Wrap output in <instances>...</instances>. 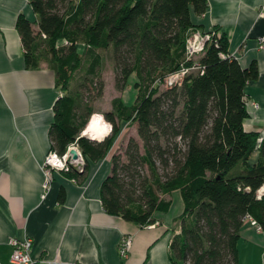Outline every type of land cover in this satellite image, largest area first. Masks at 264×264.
I'll use <instances>...</instances> for the list:
<instances>
[{
  "label": "trees",
  "instance_id": "obj_1",
  "mask_svg": "<svg viewBox=\"0 0 264 264\" xmlns=\"http://www.w3.org/2000/svg\"><path fill=\"white\" fill-rule=\"evenodd\" d=\"M36 25L20 13L15 22L24 62L51 65L62 95L53 103L50 148L62 154L76 143L86 163L112 147L124 123L134 124L122 152L114 151L100 184L109 214L139 226L167 211L179 190L183 210L172 236L171 264H238L237 243L245 220L264 232V137L245 130V85L256 79L252 60L242 66L217 27L192 20L207 0H29ZM209 32L199 52L188 39ZM196 55H198L196 57ZM109 59L114 85L122 90L134 75V101L120 97L102 113L110 123L101 140L81 135L103 94L101 69ZM187 69L166 85L169 75ZM79 73V74H78ZM78 74V77L76 76ZM76 86H71L72 82ZM256 154L254 160L253 155ZM64 192L61 190L59 200Z\"/></svg>",
  "mask_w": 264,
  "mask_h": 264
},
{
  "label": "crops",
  "instance_id": "obj_2",
  "mask_svg": "<svg viewBox=\"0 0 264 264\" xmlns=\"http://www.w3.org/2000/svg\"><path fill=\"white\" fill-rule=\"evenodd\" d=\"M207 4L203 14L192 16L193 22L203 30L217 27L225 33L229 53L242 66L256 61L258 76L244 87L248 116L243 127L256 131L261 139L264 16L259 9L264 0H207ZM20 13L36 25L29 0H0V264H14L9 261L11 237H29L30 255L49 259L52 264H171L169 243L180 231L178 218L183 210L179 190L171 192L167 211L153 213L155 220L150 226L107 213L100 200V184L109 172L115 145L123 140L125 130L135 129L134 124H123L103 157L87 159L83 179L52 171L49 188L41 196V162L50 149L52 106L61 90L50 64L25 65L15 26ZM110 108L111 100L105 110L94 107L93 113L102 114ZM61 190L64 196L59 200ZM123 236L130 237L124 258L118 250ZM237 248L238 264H264V232L250 220L241 227Z\"/></svg>",
  "mask_w": 264,
  "mask_h": 264
},
{
  "label": "built area",
  "instance_id": "obj_3",
  "mask_svg": "<svg viewBox=\"0 0 264 264\" xmlns=\"http://www.w3.org/2000/svg\"><path fill=\"white\" fill-rule=\"evenodd\" d=\"M259 14L264 16V5H262L259 9ZM210 37L209 32L205 33H195L193 36H191L188 39L187 47L188 51L190 53L193 52H199L203 49L204 43L206 40H208ZM260 40H262L260 38ZM187 71V69H181L179 72L174 73L172 75H169L165 79V84L169 85L172 84L173 82L179 81L184 73ZM62 92H59L58 96H61ZM255 107L257 106L256 103L253 104ZM96 114L99 119L103 121L105 125L108 126V131L110 129V123L106 121L101 113H93L92 115ZM91 115V117H92ZM90 117V118H91ZM85 129V127H84ZM84 129L81 131V135L88 136L93 139L92 135L85 134ZM74 148L77 150L79 156L81 159H83V155L76 143H70L66 149V151L62 154H59L57 151L54 149H49L47 153L45 154L42 162H41V168L43 170V175L44 179L42 182V193L41 196H44L45 191L49 188L51 177H52V171H58V172H64L68 171L70 166L66 162V157L68 155L69 149ZM246 220H250L252 223H255L254 220L247 218ZM150 226V224L148 225ZM257 228H259L257 226ZM9 243L12 246L11 253L9 255V261L14 264H52L53 261L49 259H37L33 258L30 255V247H31V239L29 237H23V238H15L11 237L9 239ZM129 245H130V237L129 236H123L118 244V250H119V255L121 257H125L126 254L129 251Z\"/></svg>",
  "mask_w": 264,
  "mask_h": 264
},
{
  "label": "rangeland",
  "instance_id": "obj_4",
  "mask_svg": "<svg viewBox=\"0 0 264 264\" xmlns=\"http://www.w3.org/2000/svg\"><path fill=\"white\" fill-rule=\"evenodd\" d=\"M197 56L198 55H196V57ZM78 74H76L77 77ZM100 77L104 83V88L103 94L99 98L94 100L93 106L95 108H99L102 111L105 110L109 106L110 100H112L114 97H120L122 102L124 101V103L127 104H130L134 101L136 94V88L133 85L134 75L131 76L128 84L122 90H117L114 85L115 79L113 65L109 59H106L101 69ZM71 86L74 88L76 86V82L73 81ZM130 135H134L137 137L136 130L134 128H129L125 130V132H123V140L118 144L117 147L115 145L113 151L122 152L123 148L125 147L126 140Z\"/></svg>",
  "mask_w": 264,
  "mask_h": 264
},
{
  "label": "bare ground",
  "instance_id": "obj_5",
  "mask_svg": "<svg viewBox=\"0 0 264 264\" xmlns=\"http://www.w3.org/2000/svg\"><path fill=\"white\" fill-rule=\"evenodd\" d=\"M108 132V126L103 123L101 119L98 118L96 114L92 115L91 118H89L84 133L92 135L95 139H100L103 136L106 135Z\"/></svg>",
  "mask_w": 264,
  "mask_h": 264
},
{
  "label": "water",
  "instance_id": "obj_6",
  "mask_svg": "<svg viewBox=\"0 0 264 264\" xmlns=\"http://www.w3.org/2000/svg\"><path fill=\"white\" fill-rule=\"evenodd\" d=\"M108 133H109V131L106 133V135ZM105 136H103L102 138H100L98 140L103 139ZM66 162L70 166V168L78 174H82L85 170L86 163L84 161V158L81 159L77 150L74 148L69 149L68 155L66 157Z\"/></svg>",
  "mask_w": 264,
  "mask_h": 264
}]
</instances>
